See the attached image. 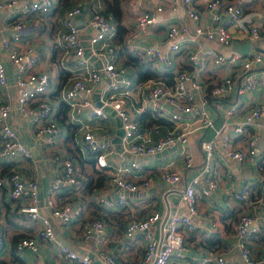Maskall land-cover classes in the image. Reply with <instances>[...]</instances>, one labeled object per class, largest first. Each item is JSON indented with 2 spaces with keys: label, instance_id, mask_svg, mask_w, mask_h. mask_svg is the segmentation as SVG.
Listing matches in <instances>:
<instances>
[{
  "label": "built area",
  "instance_id": "1",
  "mask_svg": "<svg viewBox=\"0 0 264 264\" xmlns=\"http://www.w3.org/2000/svg\"><path fill=\"white\" fill-rule=\"evenodd\" d=\"M253 1L257 0H133V7L144 3L151 7L138 13L135 31L130 30L125 41H122L118 24L103 13L100 0L86 1L89 18L85 27H78L76 22L82 16L85 0H77L58 16L60 25L55 45L67 59L74 62V66L69 70L70 75L61 81V88L55 92L51 90V74L36 71L38 55L30 49H20L18 45L24 19L35 15L48 16L53 10V1L34 0L23 4L18 0H8L0 5V8H12L17 14L12 25L15 31L3 37L0 43L15 71L14 86L18 91L17 104L21 115L30 117L36 136L42 138L48 148L53 147L61 135L50 101V95L54 93V100L66 105L67 122L77 125V131L81 132L80 138L91 153L94 167L122 192L135 193L150 184L148 179L143 178L146 164L137 161L138 156H153L180 145L177 159H182L184 169L193 167V157L186 151L190 138L193 134L202 135L213 128L214 115L209 105L215 112H223L227 127L222 133H213L207 140L199 142L203 157L202 178L194 177L182 189L178 187L181 175L172 167L174 161L156 167L159 179L171 187L169 190L179 194L184 212L175 211L162 216L151 211L142 219L130 220L126 224L125 238L142 245L143 249L135 264H171L173 258L183 256L187 235L197 228L195 221L199 213V200L207 199L219 187L214 164L217 149L220 148L226 157L236 163L252 159L258 154V144L262 139L260 131L264 130V99L252 105L240 121L236 120L239 96L257 87H264V71L261 69L264 65V36L252 19L256 13L245 9ZM261 1L264 16V0ZM179 5L185 17L193 22L192 29L178 21ZM205 15L209 19H205ZM154 26L163 29L165 47L134 45L140 35ZM86 28L91 33L84 42L81 34L82 29ZM200 40L217 43L220 47L240 40L247 42L250 50L247 53L233 52L225 57L214 49L200 45ZM124 45L131 47L130 56L137 60L132 62L134 73H130L123 61L119 60ZM86 48L91 57L100 60L101 68H96L89 58H85ZM182 53L187 56L189 68L176 66V56ZM233 65H238L240 70L238 80L226 75H211L213 69ZM165 72L171 76L170 84L160 77ZM101 73L108 79V84L99 99L100 105L92 106L90 99L102 82ZM0 86L7 87L6 69L1 56ZM233 91L236 92L235 102L223 108V99ZM12 109L9 102L0 100V163L9 166L4 179L0 180V187L6 184L8 198L23 202L19 207L21 214L40 221L42 229L39 240L51 242L55 237L50 220L40 215L39 209L44 208L48 217L56 219L62 226L83 216L85 205L75 203V193L62 201L58 197L63 189L72 191L80 187L78 169L68 155H53L57 171L50 182L48 197L41 204L37 181L23 178L14 165L19 160L31 158V152L17 138L8 122ZM107 110L112 111L120 122L123 153L133 158L117 169L108 159L113 153V144L108 142L111 135L105 126L111 117ZM83 111H87L85 115ZM144 111H150L154 117L168 122L163 136H160L161 126L139 127L134 116ZM96 120V126L86 125ZM249 128L253 131H248ZM242 135L244 150L239 151L233 141ZM74 139L77 142L76 137ZM257 168L262 172V178L256 183L247 182L235 194L236 200L245 206H254L250 195L252 187L259 189L257 201L264 200V160L257 163ZM94 200L100 208L111 211L122 210L127 202L123 194L113 201L106 198ZM81 220L82 238L96 237L100 242L104 240L106 230L103 221L95 218ZM157 222H162L158 238L153 233V226ZM212 229H217L215 222ZM234 238L243 264L264 263V222L261 223L247 209H243L238 217ZM256 239L262 242V259L254 257L253 242ZM37 241L35 238H20L15 249L34 250ZM207 247L214 255V264H226L218 243ZM59 252L65 259L77 264H125L106 249L96 250L93 256L80 255L65 246H59Z\"/></svg>",
  "mask_w": 264,
  "mask_h": 264
},
{
  "label": "crops",
  "instance_id": "2",
  "mask_svg": "<svg viewBox=\"0 0 264 264\" xmlns=\"http://www.w3.org/2000/svg\"><path fill=\"white\" fill-rule=\"evenodd\" d=\"M8 0H0V5L6 3ZM19 3H30L34 0H18ZM53 10L45 17L29 16L24 19V26L19 31L20 49H30L34 54L38 55V62L36 66L37 72H49L51 74V90L57 91L62 80H65L70 75L69 70L74 66V62L70 58H66L63 51L55 45L57 30L59 28L58 16L61 11L68 9L75 4L77 0H52ZM81 1V0H80ZM85 0L83 4L82 16L78 18L76 24L78 27H85V22L89 18L88 4ZM130 5L126 0H120L119 14L112 16L118 24L121 33L122 41L128 36L129 31H135V19L138 13L146 8L151 7L144 3L133 7V0H130ZM245 9L247 12H255L252 17L264 36V16L262 14V1L257 0L248 4ZM17 18V14L12 8H0V41L3 37L9 36L15 30L13 29V21ZM209 19L208 15L204 16ZM178 21L185 23L190 29L193 28V22L189 21L179 5ZM91 31L89 29H82L81 40L86 42L90 37ZM239 37V36H237ZM235 37V38H237ZM200 45L216 50L225 57H229L233 52L247 53L250 50V45L247 42L234 40L228 46L220 47L214 42L199 41ZM140 47L146 45L165 47L163 29L154 26L140 35L135 41ZM131 46V44H129ZM128 45H124L121 61L127 64V69L130 73H134V66L128 58L132 55V49ZM264 54V53H263ZM0 56L6 69L7 87L0 86V100L9 102L13 107L9 115L8 122L14 130L17 138L23 143L31 152V158L27 160H19L14 165L20 171L21 176L25 179H32L37 181L39 185V199L43 204L48 197V188L52 178L54 177L57 166L53 160V155H68L72 158L78 169V176L81 185L78 189L69 191L63 189L58 195L60 201L75 193L77 196L76 204L85 205L84 214L80 219H76L62 226L59 222L48 217L44 208H40V215L46 216L50 220V225L53 230L55 239L51 242L39 240L38 235L42 229L40 221L30 219L26 215L19 212V207L23 202L12 201L8 198V186L0 187V200L4 204H0V264H77L65 259L59 252V246H65L70 250L75 251L80 255L93 256L98 249H106L113 252L125 264H135L142 254V245L128 241L125 236V227L130 220L142 219L151 211H156L164 216L170 212H184L180 205L179 194L171 187L159 179L157 166H163L171 161L175 171L181 175V181L178 184L179 188L185 187L194 177L202 178L203 171V157L200 151L199 142L204 139L207 140L215 133L218 135L222 133L227 127L225 117L222 111L215 112L213 107L209 110L214 115V125L212 129L202 135L198 133L193 134L186 146V151L193 157L194 165L191 168L182 167V159L177 155L180 150L178 146L168 148L160 152L159 157H154L149 160H143L146 164V171L143 173V178L148 179L150 184L147 188L139 190L135 193L122 192L116 186L110 184L103 173L98 172L94 167V161L91 158V153L86 149L81 132L78 131L75 136L77 142L73 138V143L69 144L72 151L66 148L69 139L68 128L59 122L61 102L55 101L54 93L50 95V101L54 110V117L59 122L61 128V135L56 140L53 147H47L42 138L35 134V128L30 117L21 115L17 104V88L14 86L15 71L7 56L1 47ZM124 64V65H125ZM176 66L189 68L187 56L185 53L176 56ZM264 71V65L261 68ZM238 65L228 66L213 69L211 75L229 76L231 79L238 80L239 74ZM162 75V74H161ZM165 75H169L165 72ZM106 79V78H105ZM209 82V81H208ZM108 84V80L102 81L95 89V94L91 96V105L99 106L100 97ZM102 86L97 93V89ZM101 92V93H100ZM57 95V93H55ZM100 94V95H99ZM97 95V96H96ZM236 92L233 91L230 96L222 101V107H228L235 102ZM240 103L238 104V112L236 120L240 121L246 111L264 99V87H257L252 92L245 93L239 96ZM67 110V108H66ZM107 110V113L111 112ZM87 111H83L85 115ZM66 114V112H65ZM111 115V113H109ZM136 118V115L134 116ZM96 121L88 122L86 125L96 126ZM118 119L111 116L108 123H105L106 130L111 135L110 143L114 139L118 128ZM76 130L77 125H71ZM248 131H253L249 128ZM262 139L258 144V154L252 159H245L242 163H236L226 157L223 151L219 148L215 151L214 164L216 167V175L219 180V187L212 192L207 199H201L198 202L199 213L196 217L197 228L195 231L187 235L186 250L182 257L173 258L171 264H214L211 251L208 245L218 243L219 251L223 253L226 264H243L241 254L236 248V239L234 232L239 215L243 209H247L250 214L257 217L261 223L264 222V200L258 202L260 196L259 189L252 187L250 189L251 201H254V206L243 205L236 200L235 194L241 186L247 182H258L263 174L257 168V163L264 160V130L260 131ZM70 142V141H68ZM112 143V142H111ZM110 143V144H111ZM113 144V143H112ZM235 148L239 151L244 150V135L241 138H236L233 141ZM113 146V153L108 158L109 163L115 168L122 167L128 163L129 158H126L122 153H118ZM82 147V149H80ZM121 154V155H120ZM9 166L0 163V180L4 179ZM157 171V172H156ZM99 174H101L99 176ZM228 175L230 177H228ZM102 177L99 186H95L96 181ZM92 181L91 184L89 182ZM125 195L127 202L125 207L120 211H111L100 208L94 199L106 198L110 201L115 200L119 195ZM84 218L101 219L105 225V237L100 242L96 237L89 239L82 238V220ZM163 220V219H162ZM217 224V229H212L213 223ZM162 222H157L153 226V233L156 238L160 236V226ZM35 238L37 245L34 250L23 248L20 251L15 249V244L20 238ZM261 239H256L253 242L254 257L262 259L261 255ZM264 264V263H263Z\"/></svg>",
  "mask_w": 264,
  "mask_h": 264
},
{
  "label": "trees",
  "instance_id": "3",
  "mask_svg": "<svg viewBox=\"0 0 264 264\" xmlns=\"http://www.w3.org/2000/svg\"><path fill=\"white\" fill-rule=\"evenodd\" d=\"M65 1H68V0H65ZM100 1H101L102 5H103V13L106 16L110 17L111 21L114 22V18L112 16H115V15L119 14V11H120V8H119L120 0H100ZM128 59L131 60L132 62L137 61L136 59L132 58L131 56ZM125 66H127V64H125ZM160 77L166 81V84H170L172 82L170 75L162 74V75H160ZM60 104H62V105H61V108H60V119H59V122L61 124L65 125L69 129L68 130V133H69L68 141H70V142L67 141L66 148L68 150L72 151L73 154H74L75 151H74V149H71L69 147V144H72L73 143V138L77 137V136H75V134L78 132L77 131L78 127L76 128V130H74V128L71 126V124L67 122V116L65 114L66 105L64 103H60ZM135 121L139 125V127H141V128H148V127H153V126H156V125L161 126L162 130H161L160 136H163L165 134V128L168 127V125H169L168 122L165 121L164 119L154 117L151 114L150 111H144L142 113H139L136 116ZM101 180H102V177H99V179L96 181L95 186H99L100 183H101ZM91 183H92V181L89 182V184H91ZM0 204L2 205V204H4V202H1V200H0ZM98 220H101V219H98Z\"/></svg>",
  "mask_w": 264,
  "mask_h": 264
},
{
  "label": "water",
  "instance_id": "4",
  "mask_svg": "<svg viewBox=\"0 0 264 264\" xmlns=\"http://www.w3.org/2000/svg\"><path fill=\"white\" fill-rule=\"evenodd\" d=\"M85 58H89V60L94 63V66L96 68L99 69V68L102 67L100 60L95 59L94 57H91L90 56V53H89L88 48H86V51H85ZM105 78H106L105 75L103 73H101V79H102V81H106L107 78L106 79ZM101 88H102V86H100L97 89L96 92L98 93L101 90ZM110 113H111V116H114V113L112 111ZM118 122H119V120H118ZM119 126H120V122L118 123V128H119ZM122 135H123L122 129H120V128L117 129L116 134H115V137H114V139H112L111 142L114 144V147H115V149H116V151L118 153H122L126 158L133 159L129 154L123 153V149H122V146H121V137H122ZM178 146H180V145H178ZM159 156H160V153H157V154H155L153 156H151V155H146V156H143V157H139L138 156L136 158V160L137 161L149 160V159H152L154 157H159Z\"/></svg>",
  "mask_w": 264,
  "mask_h": 264
},
{
  "label": "rangeland",
  "instance_id": "5",
  "mask_svg": "<svg viewBox=\"0 0 264 264\" xmlns=\"http://www.w3.org/2000/svg\"><path fill=\"white\" fill-rule=\"evenodd\" d=\"M126 1H127V4L130 5V3H131L130 0H126ZM100 175H101V174H99V176H100Z\"/></svg>",
  "mask_w": 264,
  "mask_h": 264
}]
</instances>
